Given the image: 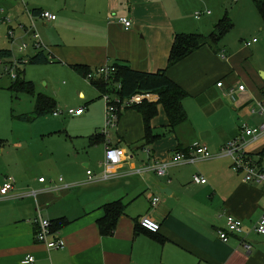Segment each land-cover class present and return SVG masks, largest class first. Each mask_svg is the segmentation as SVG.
Instances as JSON below:
<instances>
[{
	"label": "crops",
	"instance_id": "crops-1",
	"mask_svg": "<svg viewBox=\"0 0 264 264\" xmlns=\"http://www.w3.org/2000/svg\"><path fill=\"white\" fill-rule=\"evenodd\" d=\"M195 2L186 0L184 5ZM21 4L23 7L14 4L7 8L5 15H16L25 34H38L45 52L70 67L80 65L92 71L115 64L141 72L163 70L174 35H203L212 21L183 13L179 0H64L58 9ZM35 9L57 18L43 21L32 14ZM55 11H61V17ZM121 17L131 20L129 30L119 24ZM50 39H70L72 44ZM235 58L224 50L215 53L203 47L167 69V77L187 94L182 102L186 119L169 132L167 117L159 107L151 127L161 138L151 144L144 140L141 115L131 109L120 113L108 136L97 126L84 137L64 133L56 141L58 150L46 153L43 149L37 156L32 143L43 137L59 138L55 132L35 138L13 137L18 147L16 164L0 180V187L8 178L13 181L9 196L0 198V264H22L26 256L34 257L31 264H264V236L254 232L264 209V188L244 182L243 175L231 169V160L218 156L226 143L243 136V122H254L248 125L251 128L264 123L263 117L250 113L251 107L264 100V74L261 79V71L251 67L240 73ZM220 82L222 88L217 87ZM239 85L244 86L243 92L237 91ZM194 144L207 147L214 158L171 167L162 177L151 171L137 173L154 162H168ZM108 146L123 150L124 157L120 165L109 169L113 178L103 180ZM95 151L102 154L97 162L91 159ZM247 152L255 160L264 158V139ZM73 158L93 170H85L82 179H57L55 173L71 172L67 165ZM32 168L45 170L48 176H31ZM194 175L207 183H193ZM153 198L158 199L155 207L151 206ZM116 201L125 206V214L111 236H102L98 222L105 216L103 207ZM39 215L50 225L49 242L61 239L64 249H50L35 241ZM227 216L241 220L244 233L230 235L223 243L218 232L226 229ZM142 217L158 223L159 232L138 231ZM60 219L67 223L55 230L52 227Z\"/></svg>",
	"mask_w": 264,
	"mask_h": 264
},
{
	"label": "rangeland",
	"instance_id": "rangeland-1",
	"mask_svg": "<svg viewBox=\"0 0 264 264\" xmlns=\"http://www.w3.org/2000/svg\"><path fill=\"white\" fill-rule=\"evenodd\" d=\"M185 1L179 0L183 13L191 15L192 18L194 15L200 14L196 19L199 21L212 20L210 25L204 29L203 36H209L215 30L214 26L224 17L230 20L233 27L217 45V50L219 52L224 50L228 56H236L234 62L240 73H244L247 67H251L255 71L260 70L259 77L263 79L264 24L254 6V0H237V2H234V0H196L195 3L188 6L184 5ZM21 2L24 5L29 2L34 3L38 8L58 9L63 5L64 0H0V7L6 13L5 10L14 4L23 7ZM206 11L211 12V16H206ZM60 12L55 11L58 17H61ZM9 15H7L11 19L9 25L0 22V50L12 52L10 59L0 61V141H4L0 145V152L3 149L5 150L2 155L0 154L1 181L8 176L6 171L15 167L16 164L15 155L17 160L18 147H15V138L13 137L21 135L35 138L36 136L41 137V135L55 132L59 138L43 137L38 142L32 143L34 153L37 156V153L43 149L46 150V153L50 150H58L59 145L56 141L62 139V134L67 133L72 136L84 137L87 134H92L96 126L99 127L98 131L101 130L105 122L104 100L93 88L91 82L78 75L69 63L66 61L61 62V59L53 53L54 56H51L54 62L50 64L25 65L19 63V59L32 56L37 50L35 49L33 37L25 34L23 25L18 21L17 16L12 15L13 17H11ZM9 27L13 30V39H9ZM50 40L52 43L54 40H58V42H65L67 45L72 44L70 39H68L69 41L67 39L64 41L63 39ZM253 40L258 43L252 44ZM246 43L251 44V46L247 48ZM23 45L26 48L20 52L19 48ZM48 52L45 53L48 54ZM21 82L33 83L34 92L14 91L12 86ZM240 82L246 86L243 79ZM80 93L83 94V97H79ZM39 95L54 100L57 116L47 114L35 118L32 113L36 98ZM78 109H84L83 117L74 115ZM22 118H27V120L23 121ZM256 120L259 119L256 118ZM253 123L248 125H255ZM5 141H8V144ZM101 155L100 151L92 152V161H99ZM72 160L75 162L72 161L67 165L71 172H57L55 173L57 179L63 177L67 180L64 176H67L68 179H82L85 170H93L91 167H83L80 160L74 158ZM198 163L201 162L195 164ZM200 166H205V164ZM80 167L83 168V171L80 170ZM39 168H32L31 176L36 178L48 176V172ZM20 178H22V174H20Z\"/></svg>",
	"mask_w": 264,
	"mask_h": 264
},
{
	"label": "built area",
	"instance_id": "built-area-1",
	"mask_svg": "<svg viewBox=\"0 0 264 264\" xmlns=\"http://www.w3.org/2000/svg\"><path fill=\"white\" fill-rule=\"evenodd\" d=\"M237 2V0H234ZM206 15H210V12H206ZM196 18L200 16V14L195 15ZM37 18L43 21H55L56 16L42 11ZM10 19L5 15V12L0 7V22L6 25L10 24ZM119 24L123 26L125 30H129L132 27V22L128 18H119ZM9 39H13V30L9 27ZM33 40L35 43V47H38L39 44V36L35 32L33 33ZM256 43V40L252 41V44ZM247 48L251 46V44L246 43ZM26 48L25 45L19 48V51H23ZM114 72V69L105 66L100 67L86 75V80L92 82L97 79H103L105 82L110 80L111 74ZM218 88L223 87V83H217ZM117 89L120 88L119 85L116 86ZM237 91L243 92L244 86L239 85L237 87ZM233 89H231L230 94H233ZM102 99L105 102V122L104 126L101 129V134L103 136H108L109 130L113 129L117 123L119 114L133 106H139L143 103H156L158 101V96L150 94V93H140L135 94L129 99L121 101L117 97H110L107 94L102 96ZM84 113V109H78L75 111V115L79 116ZM250 113L252 115H259L264 118V100L260 101L256 104L255 107L250 108ZM54 116H57V113H54ZM242 137L238 139H234L226 143L218 156H225L231 160V169L237 173L243 175V180L246 183H252L256 186H260L264 188V164H258L257 160H255L248 152L247 149L251 145L259 143L264 139V123L258 125L257 127H249L247 123L242 125ZM191 150V151H190ZM185 152L175 153L173 157L168 162H154L151 165L144 166L137 170V173L144 172H154L157 176L162 177L166 174L167 169L171 167H175L181 164L185 165H193L197 162L209 161L214 158V156L209 152L207 147L199 144L192 145L191 149ZM124 157V151L114 147H106L104 160H103V180H109L113 178V174L109 171L110 168L118 166L122 163V159ZM88 176H91L90 172H87ZM89 181H92V178H88ZM61 180V179H60ZM193 183L198 185H205L207 183L206 179L200 177L198 175H194L192 177ZM44 179H39V182L43 183ZM13 190V181L8 178L4 184L0 187V198H7L10 192ZM33 196L36 195L35 192L32 193ZM158 203L157 198H153L151 201V206L155 207ZM35 224L37 226V230L35 232V241L37 243H44L50 249H59L62 250L65 247L64 242L61 239H56L54 241L49 242L50 233V225L48 221L44 220L40 215L35 220ZM140 228L148 233L157 234L160 230V225L155 221L151 220L148 217H142L139 220ZM243 222L235 217L227 216L226 217V229L219 231L218 236L219 239L226 243L230 237V235H240L243 234L244 231ZM254 232L258 235L264 236V209L261 217L258 219L254 226ZM246 251L250 250L248 245L244 246ZM35 261L34 257L26 256L22 260V264H31Z\"/></svg>",
	"mask_w": 264,
	"mask_h": 264
},
{
	"label": "trees",
	"instance_id": "trees-1",
	"mask_svg": "<svg viewBox=\"0 0 264 264\" xmlns=\"http://www.w3.org/2000/svg\"><path fill=\"white\" fill-rule=\"evenodd\" d=\"M253 3L264 24V0H254ZM41 12V10L37 9L32 10V14L35 17ZM232 27L233 25L230 20L224 17L215 26V30L209 36L199 34H175L165 69L149 73L134 70L125 64H115L109 66L114 69L109 81L105 82L103 79H97L92 81L91 85L97 92H99L101 97L107 94L110 97H117L121 101L140 93H150L158 96V101L156 103L145 102L139 106L128 108L141 115L144 127V140L147 144H151L155 140L161 138V135L153 134V129L151 127L152 120L158 115L159 107L163 109L167 117V129L169 132L173 131L177 125L186 119V113L182 102L187 94L167 77V69L175 66L203 47H208L215 53H219L217 45ZM35 49L37 50L35 55L28 57L27 59H19V63L25 65H45L54 62L51 55L49 53L46 54L45 49L41 45L35 47ZM11 57V51L0 50V61L10 59ZM71 68L84 79L88 73L92 72L91 69L80 65H73ZM117 85L120 86L119 89L116 88ZM12 89L14 91H25L26 93L34 92V86L31 82L16 83V85L12 86ZM55 112L56 103L54 100L42 95L37 96L35 108L32 113L35 118L47 114H54ZM22 120L26 121L27 118H22ZM90 141L93 142L94 139L91 137ZM257 162L258 164L263 165L264 158L261 157ZM103 208L105 216L99 220L98 229L102 236L108 237L115 231L118 219L125 214V206L121 201H116L106 204ZM55 223L57 224L52 228L56 230L61 229L67 222L60 219ZM138 229V231L142 230L139 225Z\"/></svg>",
	"mask_w": 264,
	"mask_h": 264
},
{
	"label": "water",
	"instance_id": "water-1",
	"mask_svg": "<svg viewBox=\"0 0 264 264\" xmlns=\"http://www.w3.org/2000/svg\"><path fill=\"white\" fill-rule=\"evenodd\" d=\"M158 191H159L160 193H162L164 190L161 191V189L158 188ZM163 193L166 194L165 192H163Z\"/></svg>",
	"mask_w": 264,
	"mask_h": 264
}]
</instances>
